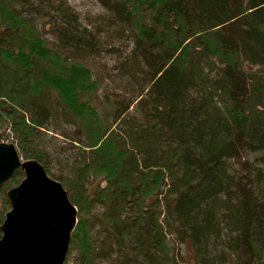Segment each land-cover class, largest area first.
I'll return each instance as SVG.
<instances>
[{
  "label": "trees",
  "instance_id": "trees-1",
  "mask_svg": "<svg viewBox=\"0 0 264 264\" xmlns=\"http://www.w3.org/2000/svg\"><path fill=\"white\" fill-rule=\"evenodd\" d=\"M97 1L89 28L67 0H0V128L59 180L34 146L58 110L72 127L64 264H192L174 241L193 264H264V0ZM100 34L132 45L119 89L91 98L81 67L52 65L94 62ZM22 177L0 187V223Z\"/></svg>",
  "mask_w": 264,
  "mask_h": 264
},
{
  "label": "water",
  "instance_id": "water-1",
  "mask_svg": "<svg viewBox=\"0 0 264 264\" xmlns=\"http://www.w3.org/2000/svg\"><path fill=\"white\" fill-rule=\"evenodd\" d=\"M16 169L23 177L6 190L0 264H64L77 208L39 161L21 159L13 142L0 141V187Z\"/></svg>",
  "mask_w": 264,
  "mask_h": 264
},
{
  "label": "rangeland",
  "instance_id": "rangeland-1",
  "mask_svg": "<svg viewBox=\"0 0 264 264\" xmlns=\"http://www.w3.org/2000/svg\"><path fill=\"white\" fill-rule=\"evenodd\" d=\"M67 2L73 8L74 12L78 15V21L82 25H86L89 28H93V25H91L92 22L96 20L100 22L101 18L105 15L104 8L100 5V3L97 0H67ZM40 18L41 17H35L36 19L35 21L38 23L39 26H41V30L44 33V35L51 37L50 34L47 32V28H49L48 26H50V23L47 22V25L45 27H43L45 23H41V22H46L47 17H43L42 19ZM99 38H100L99 44L102 50L98 52L94 62L87 63L84 61L77 60L74 62H79V64L74 63L75 66H71L70 62L63 63L61 62L60 59H58L52 65V69L55 68L57 70H61V67H63L62 69H64V71L62 72L64 74L69 70V68L72 69L73 67H78V68L81 67L83 70L82 74H84V76L83 79L79 80V82L81 83V81H85L86 83L80 88V90L82 91V93L90 92L91 98L93 97L94 92L95 94L103 95L104 92L107 91L108 89L114 88L115 91L119 89L116 86V81L115 82L112 81V79H114V75H113L114 70L112 66L114 64V60H116V56L120 52H122V54L126 53L129 50L130 46L132 45L130 41L121 42L116 38L113 39L107 38L103 34H100ZM111 46L117 47L118 51L117 50H113L117 52L106 51V49H108ZM101 76H102L101 82L98 81L96 84L92 82L93 79L95 78L97 79L98 77ZM109 86L111 88H109ZM48 91H49L48 93L52 92L51 89H48ZM53 92L55 91L53 90ZM108 92H111V90ZM81 97L84 98V96ZM58 111L59 114L52 117L47 125L48 129L45 132L46 136L42 140L40 141L38 140L37 144L34 147L43 150V152L47 154L46 164L50 167L52 172L62 176V179L58 180L62 184L65 175L68 176L69 173H71V170L68 169L69 166L75 164L76 161H74L75 148H71L70 147L71 145H69L67 141H64L62 136H60V133L68 132L72 127L70 126V124L67 123L63 112H61L60 110ZM10 135L11 134L9 129H6L4 127L0 128V141L11 142L12 140ZM17 151L20 158L25 159L21 155L19 149H17ZM248 156H249L248 161H250L253 155L251 154ZM169 246L171 247V251L175 255H179L180 253L184 254L185 258L189 260V262H191L192 264L194 263L195 257L193 250L190 246H183V244L180 245L175 241L173 242V245L172 243H170Z\"/></svg>",
  "mask_w": 264,
  "mask_h": 264
}]
</instances>
